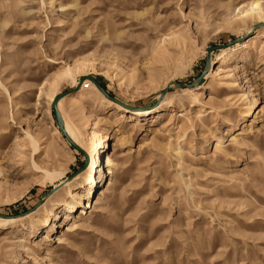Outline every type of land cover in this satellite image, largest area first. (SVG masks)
I'll return each mask as SVG.
<instances>
[{
    "label": "rangeland",
    "instance_id": "obj_1",
    "mask_svg": "<svg viewBox=\"0 0 264 264\" xmlns=\"http://www.w3.org/2000/svg\"><path fill=\"white\" fill-rule=\"evenodd\" d=\"M260 23L264 0H0V264H264Z\"/></svg>",
    "mask_w": 264,
    "mask_h": 264
},
{
    "label": "bare ground",
    "instance_id": "obj_2",
    "mask_svg": "<svg viewBox=\"0 0 264 264\" xmlns=\"http://www.w3.org/2000/svg\"><path fill=\"white\" fill-rule=\"evenodd\" d=\"M255 7V6H254ZM249 43V42H248ZM247 46H248V44H247V42H245V43H243L242 44V48H247ZM90 86V85H89ZM186 89V88H185ZM92 90H95V88L94 87H92ZM184 92H187V90H183ZM139 112H141V111H134V112H132L133 113V115H135V116H139V115H142V114H140ZM62 123H63V128H64V131H65V133H66V135L68 136V138L72 141V142H74L78 147H80L79 146V144L77 143V141H75L71 136H70V134H69V132H68V130H67V128L65 127V125H64V120H63V118H62ZM81 148V147H80ZM82 150H83V148H81ZM112 153H113V150H112ZM112 155V154H111ZM110 155V156H111ZM98 161H100L99 160V155L98 154H96V155H93V157H92V162H91V168H90V179H91V181H93V178H92V176H94V173H95V168H99V170H98V172L100 171V164L98 165ZM110 164V158L109 157H105V162H104V165L105 166H108ZM93 172V173H92ZM107 174H109L108 173V171H107ZM86 209H90V205L89 206H87L86 205V207H85ZM81 213V215H86V213H84L83 211L82 212H80ZM6 221H8V220H6L5 219V216H2V215H0V223L2 224V223H5ZM0 224V225H1ZM69 231V228H67L66 229V232H68Z\"/></svg>",
    "mask_w": 264,
    "mask_h": 264
},
{
    "label": "water",
    "instance_id": "obj_3",
    "mask_svg": "<svg viewBox=\"0 0 264 264\" xmlns=\"http://www.w3.org/2000/svg\"><path fill=\"white\" fill-rule=\"evenodd\" d=\"M257 27H262L264 28V24L263 23H260ZM216 47H211V48H208L206 53L207 55L212 51L214 50ZM175 87L177 89H184L186 87H184V85H181V84H176ZM100 92L104 95L105 93L100 89ZM107 97V96H106ZM108 98V97H107ZM56 102L57 100H55L53 106H52V109H53V114H54V117H55V120H56V123H57V126L60 130V132L62 133V135L65 137L66 141L72 146L74 147L77 151H79L80 153L84 154V152L78 147L76 146L69 138L68 136L66 135L65 131H64V128H63V123H62V118L60 116V114L58 113L57 109H56Z\"/></svg>",
    "mask_w": 264,
    "mask_h": 264
}]
</instances>
